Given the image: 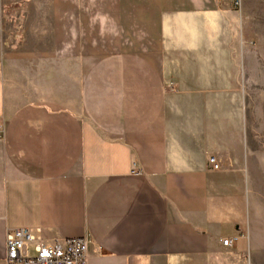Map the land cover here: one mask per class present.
Returning <instances> with one entry per match:
<instances>
[{"label": "crops", "instance_id": "0c3cea01", "mask_svg": "<svg viewBox=\"0 0 264 264\" xmlns=\"http://www.w3.org/2000/svg\"><path fill=\"white\" fill-rule=\"evenodd\" d=\"M88 17L124 49L4 45L3 23L44 37L30 22L83 33ZM244 23L230 0H0V264L19 229L86 239L88 264L264 260Z\"/></svg>", "mask_w": 264, "mask_h": 264}, {"label": "rangeland", "instance_id": "374dc122", "mask_svg": "<svg viewBox=\"0 0 264 264\" xmlns=\"http://www.w3.org/2000/svg\"><path fill=\"white\" fill-rule=\"evenodd\" d=\"M243 5L241 9H234L245 17L244 32H245V47L251 50V53L246 54V71L243 75L240 73V77L246 78V91L248 93L247 108L244 113L246 121L250 128V139L252 150H257L264 156V0H242ZM233 5V3H232ZM56 6V5H52ZM9 13V12H8ZM74 19L70 22L73 23ZM83 22V33H76L75 25L68 30L71 33L62 34L59 31V22L57 20L43 21V22H30L32 25H42L50 23V35L44 37H37L32 33L27 34V23L25 22H13L4 24V45L8 47L31 46L38 44H51L59 45V43H81V49H74V51H68L70 55L76 53L85 56L86 60H94L98 57H102L105 54L118 52L121 47H116L115 42L119 38H124L120 33L107 32L105 30L106 21L103 18H90L81 19ZM85 22L88 23L85 24ZM92 22L98 25H91ZM98 22V23H97ZM38 23V24H37ZM96 26L101 31L90 32L91 27ZM41 27V26H39ZM88 31V32H87ZM119 36V37H118ZM117 43V42H116ZM61 52H55V55H59ZM257 189L263 196L264 200V185L258 183ZM259 264H264V260H260Z\"/></svg>", "mask_w": 264, "mask_h": 264}, {"label": "built area", "instance_id": "2783aa9c", "mask_svg": "<svg viewBox=\"0 0 264 264\" xmlns=\"http://www.w3.org/2000/svg\"><path fill=\"white\" fill-rule=\"evenodd\" d=\"M234 9H241L242 0H230ZM5 129L0 123V139L4 137ZM214 162V160H213ZM218 168L217 165H214ZM134 173L140 174L139 172ZM233 239L223 241L229 247ZM6 264H88V243L86 239L55 241L47 244L28 229L9 231L6 240Z\"/></svg>", "mask_w": 264, "mask_h": 264}]
</instances>
